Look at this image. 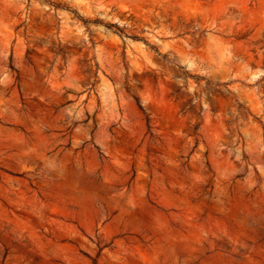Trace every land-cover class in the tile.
Wrapping results in <instances>:
<instances>
[{
  "label": "rangeland",
  "instance_id": "374dc122",
  "mask_svg": "<svg viewBox=\"0 0 264 264\" xmlns=\"http://www.w3.org/2000/svg\"><path fill=\"white\" fill-rule=\"evenodd\" d=\"M0 264H264V0H0Z\"/></svg>",
  "mask_w": 264,
  "mask_h": 264
}]
</instances>
